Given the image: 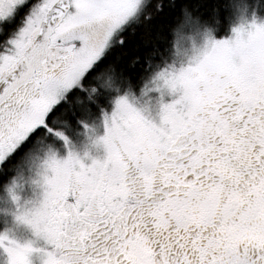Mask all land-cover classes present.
I'll return each mask as SVG.
<instances>
[{
	"label": "snow or ice",
	"instance_id": "snow-or-ice-1",
	"mask_svg": "<svg viewBox=\"0 0 264 264\" xmlns=\"http://www.w3.org/2000/svg\"><path fill=\"white\" fill-rule=\"evenodd\" d=\"M0 264H264V0H0Z\"/></svg>",
	"mask_w": 264,
	"mask_h": 264
},
{
	"label": "rangeland",
	"instance_id": "rangeland-1",
	"mask_svg": "<svg viewBox=\"0 0 264 264\" xmlns=\"http://www.w3.org/2000/svg\"><path fill=\"white\" fill-rule=\"evenodd\" d=\"M0 227H2V225Z\"/></svg>",
	"mask_w": 264,
	"mask_h": 264
},
{
	"label": "flooded vegetation",
	"instance_id": "flooded-vegetation-1",
	"mask_svg": "<svg viewBox=\"0 0 264 264\" xmlns=\"http://www.w3.org/2000/svg\"><path fill=\"white\" fill-rule=\"evenodd\" d=\"M1 226V225H0Z\"/></svg>",
	"mask_w": 264,
	"mask_h": 264
}]
</instances>
